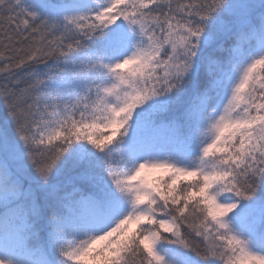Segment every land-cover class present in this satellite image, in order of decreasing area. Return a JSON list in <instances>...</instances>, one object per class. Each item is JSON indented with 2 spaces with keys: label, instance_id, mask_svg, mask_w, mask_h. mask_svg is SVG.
I'll return each instance as SVG.
<instances>
[{
  "label": "snow or ice",
  "instance_id": "obj_1",
  "mask_svg": "<svg viewBox=\"0 0 264 264\" xmlns=\"http://www.w3.org/2000/svg\"><path fill=\"white\" fill-rule=\"evenodd\" d=\"M0 264H264V0H0Z\"/></svg>",
  "mask_w": 264,
  "mask_h": 264
}]
</instances>
